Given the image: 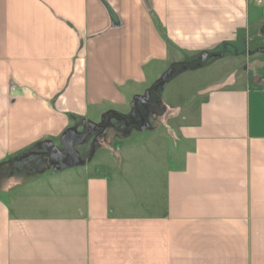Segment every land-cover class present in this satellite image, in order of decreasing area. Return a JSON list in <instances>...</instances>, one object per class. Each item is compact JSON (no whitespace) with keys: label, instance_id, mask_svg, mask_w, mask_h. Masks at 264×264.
Here are the masks:
<instances>
[{"label":"crops","instance_id":"1","mask_svg":"<svg viewBox=\"0 0 264 264\" xmlns=\"http://www.w3.org/2000/svg\"><path fill=\"white\" fill-rule=\"evenodd\" d=\"M263 4L0 0V191L17 171L57 176L31 154L77 123L115 127L94 168L63 178L64 208L0 201V264H264V74H231L186 109L162 98L182 72L247 56L252 25L264 38ZM147 92L159 112L142 131L129 117ZM135 130L156 141L143 157L119 149L110 167L111 145Z\"/></svg>","mask_w":264,"mask_h":264},{"label":"rangeland","instance_id":"2","mask_svg":"<svg viewBox=\"0 0 264 264\" xmlns=\"http://www.w3.org/2000/svg\"><path fill=\"white\" fill-rule=\"evenodd\" d=\"M263 8L264 4L261 7H256V9L261 13ZM259 26H261V24L251 26V34L248 38L249 40L247 44V56L243 54L239 57L229 56L227 58H221L214 63L206 62L204 66H201L197 70H187L178 74L168 82L166 88L163 90L162 98L164 101L169 103L170 106L186 109L189 105H195L197 103L199 99L198 92L200 90H203L207 85L213 84L216 81L227 79L231 74H234L239 79L245 78L247 73L250 71H252V73L258 72L260 74H264V54H253L260 47L264 49V38L257 36ZM238 49L244 50L245 48L240 46ZM250 53H252V55H250ZM166 70L169 71L170 69ZM149 88H151V85L144 87L143 90H148ZM167 114L165 119L170 120L172 116L171 112H168ZM94 120H99V117L95 116ZM167 125L171 128V130L172 128H175L170 122H167ZM156 131L165 133L164 128H159V130ZM154 133L155 131L139 132L135 130L133 136L129 139L121 140L119 138L115 140V142L111 145L112 154L106 155V161L110 167H117V163L119 161L117 152L121 149L123 153V149H125L128 144L143 146L140 149V154L134 155L136 158L143 157L148 148L147 146L156 141V134ZM168 142L169 145L173 144L171 140ZM100 155V153L96 154L95 152L92 159L88 162L92 168L98 164ZM85 157L86 156H83V159L87 160ZM122 158L127 159L128 155L126 156L124 153ZM82 167L83 166L80 165L72 169L58 172L57 176L51 174L49 170L44 174H38L37 168H35L34 172L24 171L20 173L17 171L9 180L10 185L8 191H0V201L7 204L10 200H14L15 205L19 204L24 206V208L31 210L46 209L51 211L64 208L67 203L65 201L66 195L64 193L66 180L63 178L71 175V173H76V171H79ZM1 174H3V177L6 179L4 172H0V176ZM5 186L6 185L0 184V188ZM9 191H11V193H9Z\"/></svg>","mask_w":264,"mask_h":264},{"label":"water","instance_id":"3","mask_svg":"<svg viewBox=\"0 0 264 264\" xmlns=\"http://www.w3.org/2000/svg\"><path fill=\"white\" fill-rule=\"evenodd\" d=\"M204 60L205 58H203V61ZM172 76L173 70H170L164 75L158 86H162L164 89L167 84V79ZM149 96L150 93L147 92L144 96L136 97L133 105H135L137 102L143 103L149 98ZM147 117L148 115L146 114L142 119H147ZM103 121L104 119H102L100 124L88 122L89 127H91V130L89 131L83 130L81 132L79 131V126L71 127L60 138L59 145H54L53 143H48L45 145L48 150L44 152V156H41L40 159L44 160V163H46L53 172H61L89 162L96 151V147L101 141V139L98 140L99 136H94V134L99 132L100 138H102V140H106L108 137L103 127H101ZM83 123L86 124V122ZM136 126L142 131L146 129V126H143L142 124H136ZM89 148L91 149L90 158L84 160L83 153L87 152Z\"/></svg>","mask_w":264,"mask_h":264},{"label":"flooded vegetation","instance_id":"4","mask_svg":"<svg viewBox=\"0 0 264 264\" xmlns=\"http://www.w3.org/2000/svg\"><path fill=\"white\" fill-rule=\"evenodd\" d=\"M263 51H264V49H262V52ZM157 112H159L157 103H156V101H154L152 99V94H150L149 98L146 99L143 103L142 102H138L135 105L134 111L132 112V114L129 117V121L132 124H134V125H136V124L137 125L138 124L141 125L142 124V121H143L142 118H143L144 115L147 114L148 115L147 118H150L151 116H154L155 117V115H156ZM124 123L127 124L126 121ZM76 126H79V131H81V132L83 130H85V131L91 130V127H89L88 123L84 124L83 122H81V123H77ZM101 127H103V129L105 130L106 133L109 130H114L115 129L114 124H112L111 122L106 121V120L103 121ZM94 136H97V137L99 136L98 140L99 139L102 140V138H100V133L99 132H96L94 134ZM90 141H93V140H90ZM44 152L45 151H42V152H38L37 151L35 153H32L31 154V157H34V156H44ZM90 152H91V149L89 148V150L87 151L86 155H83V156H86L85 159L90 158Z\"/></svg>","mask_w":264,"mask_h":264},{"label":"built area","instance_id":"5","mask_svg":"<svg viewBox=\"0 0 264 264\" xmlns=\"http://www.w3.org/2000/svg\"><path fill=\"white\" fill-rule=\"evenodd\" d=\"M240 1H245V0H240ZM258 4H262V0H258Z\"/></svg>","mask_w":264,"mask_h":264}]
</instances>
